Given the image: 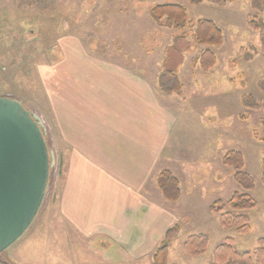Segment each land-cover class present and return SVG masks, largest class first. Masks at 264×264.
<instances>
[{
    "label": "rangeland",
    "instance_id": "374dc122",
    "mask_svg": "<svg viewBox=\"0 0 264 264\" xmlns=\"http://www.w3.org/2000/svg\"><path fill=\"white\" fill-rule=\"evenodd\" d=\"M163 2L184 4L189 20L209 18L222 28L223 45L212 48L217 56L213 69L198 67L194 71L191 60L205 47L194 42L189 27L175 29L151 17V7ZM250 15H255L251 0L223 5L208 0L199 4L189 0H0V81L4 83L0 95H16L41 119L53 155L47 193L38 214L28 230L3 253L9 263L97 264L100 254L96 243L87 237L68 240L67 235L74 233L60 218L57 206L67 185L63 162L69 149L55 124L39 73L40 66L60 59L62 40L74 42L71 34L78 36L79 44L98 48L99 56L109 52L125 63H138L158 82L164 69L175 70L183 82L178 95L183 101L178 108L185 116L181 114L175 122L171 149L176 156L172 155L173 161L166 166L174 170L186 166L180 175L182 199L173 204L182 229L171 243L170 264H216L212 251L227 237L235 238L237 250L254 252L258 240L264 238V143L260 141L264 136V93L259 86L264 80V52L259 33L248 26ZM250 46L256 52L252 51L254 57L247 61L242 58L241 48ZM232 60L237 61L236 66L230 64ZM244 94L255 96L263 108H246L241 101ZM176 97H165L166 106ZM229 149L243 152L245 170L256 180L250 194L258 204L244 212L251 218L248 233L222 228L219 215L209 210L210 204L227 200L240 189L233 178L234 170L221 161ZM199 233L209 237L208 252L199 257L186 255L184 241Z\"/></svg>",
    "mask_w": 264,
    "mask_h": 264
},
{
    "label": "crops",
    "instance_id": "0c3cea01",
    "mask_svg": "<svg viewBox=\"0 0 264 264\" xmlns=\"http://www.w3.org/2000/svg\"><path fill=\"white\" fill-rule=\"evenodd\" d=\"M71 35L74 42L62 40L58 61L39 65L55 124L69 149L63 162L67 185L57 206L74 233L67 238L95 242L97 264H152L164 233L180 222L173 204L182 199V184L180 200L170 202L157 178L168 168L181 181L186 168L166 167L176 156L171 138L175 122L185 116L178 108L183 100L178 93H163L158 78L138 63L109 52L99 56L98 48ZM169 95H177L170 108L164 102Z\"/></svg>",
    "mask_w": 264,
    "mask_h": 264
},
{
    "label": "trees",
    "instance_id": "16d2710c",
    "mask_svg": "<svg viewBox=\"0 0 264 264\" xmlns=\"http://www.w3.org/2000/svg\"><path fill=\"white\" fill-rule=\"evenodd\" d=\"M203 1L189 0V3L199 4ZM208 1L223 5L233 0ZM251 8L255 15L249 16L248 26L259 33L261 49L264 52V0H251ZM150 15L156 22H164L167 26L175 29L190 28L194 42L198 46L205 47L193 58L195 67L209 71L217 65V56L212 48L223 45L224 33L214 20L209 18L189 20L187 6L173 2L154 4L151 7ZM185 37L180 36V38ZM252 51L256 52L253 46L249 48L242 47V58L247 61L252 60L254 57ZM230 64L236 66L237 61L232 60ZM3 85L4 83L0 81V90ZM159 85L161 91L166 94H179L183 88L181 79L173 69H164L161 72ZM259 86L264 93V80L260 81ZM0 96L5 95L2 93ZM12 98L19 100L16 95L12 96ZM241 101L249 110H260L263 108L261 101L251 94L242 95ZM243 117L246 119L245 114ZM261 124L264 132V118L261 119ZM260 141L264 143V136L261 137ZM221 161L224 166L234 170L233 178L240 189L235 190L229 199H219L210 204L209 210L219 215V224L222 228L248 233L251 230V218L244 212L255 208L258 204L256 199L250 194L256 188V180L252 174L245 170L246 161L242 151L229 149L224 153ZM261 180L264 183V150ZM157 187L167 201L177 202L182 196L181 181L171 169L165 168L159 173ZM181 229V225L177 223L166 230L163 240L153 254L152 264H170V246L180 234ZM235 241L234 237H227L223 242L219 243L212 252V260L216 264H264V238L258 240L259 246L256 247L254 252L237 250ZM182 249L188 256H202L208 252L209 237L205 233L189 235L184 241Z\"/></svg>",
    "mask_w": 264,
    "mask_h": 264
},
{
    "label": "water",
    "instance_id": "95a60500",
    "mask_svg": "<svg viewBox=\"0 0 264 264\" xmlns=\"http://www.w3.org/2000/svg\"><path fill=\"white\" fill-rule=\"evenodd\" d=\"M46 137L36 114L15 98L0 96V260L45 199L53 165Z\"/></svg>",
    "mask_w": 264,
    "mask_h": 264
},
{
    "label": "flooded vegetation",
    "instance_id": "af4514ba",
    "mask_svg": "<svg viewBox=\"0 0 264 264\" xmlns=\"http://www.w3.org/2000/svg\"><path fill=\"white\" fill-rule=\"evenodd\" d=\"M4 261H5V258L2 257L1 260H0V264H6V263H4Z\"/></svg>",
    "mask_w": 264,
    "mask_h": 264
}]
</instances>
